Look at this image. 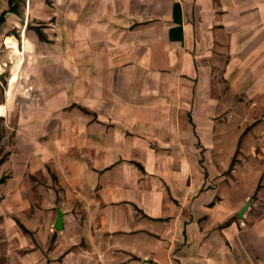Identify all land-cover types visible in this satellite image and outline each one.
I'll list each match as a JSON object with an SVG mask.
<instances>
[{"label": "crops", "instance_id": "0c3cea01", "mask_svg": "<svg viewBox=\"0 0 264 264\" xmlns=\"http://www.w3.org/2000/svg\"><path fill=\"white\" fill-rule=\"evenodd\" d=\"M0 94V264H264V0H0Z\"/></svg>", "mask_w": 264, "mask_h": 264}, {"label": "water", "instance_id": "95a60500", "mask_svg": "<svg viewBox=\"0 0 264 264\" xmlns=\"http://www.w3.org/2000/svg\"><path fill=\"white\" fill-rule=\"evenodd\" d=\"M250 205H251V202L249 201L248 203H246V205H245L243 208L240 209V211L238 212V217H239L240 219L243 218V214H244L245 211L250 207ZM60 224H61V219H60V215H59V218H58V220H57V223H56V225L54 226V229L59 230V229L61 228Z\"/></svg>", "mask_w": 264, "mask_h": 264}, {"label": "rangeland", "instance_id": "374dc122", "mask_svg": "<svg viewBox=\"0 0 264 264\" xmlns=\"http://www.w3.org/2000/svg\"><path fill=\"white\" fill-rule=\"evenodd\" d=\"M4 88H6V87L5 86L3 87L2 91H1L2 93H3ZM1 96H2V94H0V97ZM6 98H7L6 99L7 100V102H6L7 103V107H8L9 110H11L12 109V106L14 104L13 96L11 94H9V92H7ZM1 133H2V128H0V135H1Z\"/></svg>", "mask_w": 264, "mask_h": 264}, {"label": "trees", "instance_id": "16d2710c", "mask_svg": "<svg viewBox=\"0 0 264 264\" xmlns=\"http://www.w3.org/2000/svg\"><path fill=\"white\" fill-rule=\"evenodd\" d=\"M10 1V4L13 2V0H9ZM15 83H17V81H14Z\"/></svg>", "mask_w": 264, "mask_h": 264}]
</instances>
